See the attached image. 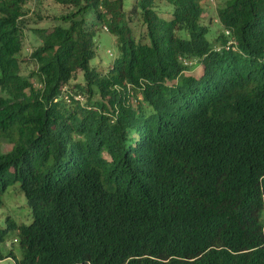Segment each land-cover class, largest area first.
<instances>
[{
  "label": "trees",
  "instance_id": "16d2710c",
  "mask_svg": "<svg viewBox=\"0 0 264 264\" xmlns=\"http://www.w3.org/2000/svg\"><path fill=\"white\" fill-rule=\"evenodd\" d=\"M55 1L23 57L0 0V261L264 264V0Z\"/></svg>",
  "mask_w": 264,
  "mask_h": 264
},
{
  "label": "rangeland",
  "instance_id": "374dc122",
  "mask_svg": "<svg viewBox=\"0 0 264 264\" xmlns=\"http://www.w3.org/2000/svg\"><path fill=\"white\" fill-rule=\"evenodd\" d=\"M221 0H211L209 5V14L211 18L216 22V11L218 2ZM26 15L23 19L24 30H23V50L22 56L25 57L34 51L40 44V39L36 35L35 29L52 26L60 23L61 16L71 10L70 6L62 5L55 0H27L25 5ZM215 32H220L218 27L214 26ZM108 37V38H107ZM106 37L107 41L100 43L98 49V56L101 59L100 63H107L111 56L114 54V43L111 35ZM96 58V59H97ZM95 59V60H96ZM94 60V61H95ZM199 68L197 69V71ZM77 80L72 81L71 85H74ZM9 148L8 144H4L2 147L3 151H7ZM12 189V188H10ZM4 206L0 208V223L8 216H12L17 224L29 223L30 210L27 205L26 199L23 194H18L17 191L13 193H7L4 196ZM10 239L6 242L5 248L7 250H13L19 255L17 248V241ZM0 264H14L13 258H8L0 261Z\"/></svg>",
  "mask_w": 264,
  "mask_h": 264
}]
</instances>
